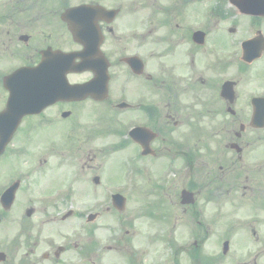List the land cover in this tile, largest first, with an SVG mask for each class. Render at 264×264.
Returning a JSON list of instances; mask_svg holds the SVG:
<instances>
[{
    "label": "flooded vegetation",
    "instance_id": "flooded-vegetation-1",
    "mask_svg": "<svg viewBox=\"0 0 264 264\" xmlns=\"http://www.w3.org/2000/svg\"><path fill=\"white\" fill-rule=\"evenodd\" d=\"M81 5L114 12L111 18L99 14L95 23L101 41L97 58L108 67L109 96L100 102L61 101L42 115L25 116L12 140L0 145V264L90 263L86 244L80 255L71 256L68 244L56 245L47 236L38 235L35 244L26 242L27 228L37 229L33 219L41 213L32 204L41 195L56 203L63 193L61 186L41 190V185L64 167H20L22 155L34 156L40 141L50 158L64 147L56 127L65 120L45 125L58 119L47 115L51 109L71 112L73 106L85 103L120 110L118 124L135 119L149 128V226L164 237V263L181 264L188 246L194 248L198 261L202 248L214 245L213 236H221L222 243L233 235L260 240L264 235V126H260L264 123V0H0V115L8 107L4 76L37 66L58 50H83L61 18ZM70 76H78L72 83L80 84L93 73ZM121 102L129 104L122 109ZM3 120L0 126L6 128ZM96 123L87 116L84 123L66 128L72 138L80 127L87 133V149L80 139L71 142L75 154L82 155L76 158L82 171L73 177L70 167L68 183L82 187L103 175L102 155L95 146L105 138V126ZM41 125L46 132L39 136ZM105 210L111 211V206ZM42 214L47 215V209ZM147 244L144 253L149 252V235ZM102 247L99 264H106L111 252L119 254V264H138L131 245Z\"/></svg>",
    "mask_w": 264,
    "mask_h": 264
},
{
    "label": "rangeland",
    "instance_id": "rangeland-1",
    "mask_svg": "<svg viewBox=\"0 0 264 264\" xmlns=\"http://www.w3.org/2000/svg\"><path fill=\"white\" fill-rule=\"evenodd\" d=\"M72 80L79 79L78 76H72ZM84 107V108H83ZM86 107V108H85ZM93 107L90 104H82V105H75L73 106V110L75 112L74 119L84 123V118L86 119L85 113L89 112V109L92 110V114L97 115V121L102 123L99 112L97 108H89ZM52 113L59 112L58 109H53L50 111ZM85 116V117H84ZM88 117H93L89 115ZM69 127V124L66 122H62L56 130L60 132L58 135L62 136L63 141V134L66 128ZM52 129V128H51ZM55 129H52L54 131ZM46 132V129H39L37 134L42 136ZM77 136L72 138L67 142L66 150L63 151L65 147L61 150L57 151V156L53 159L44 154L43 148L45 146L44 142H41L39 147L34 151L33 157H28V159L21 161L22 167L27 165V167H55L58 164V167H64L63 172H59L56 174L53 180L47 181L46 184L41 185V190L43 189H51L53 187L64 186V184L68 181L69 173L71 169L68 170L70 167L65 166L67 161L73 162L74 166L77 167V156H82L81 154H75V149H73V153H70V144L72 141H76L80 139L83 143V148L87 149L86 145V135L84 129H80L75 133ZM79 140H77V143ZM91 141H88L87 144L90 145ZM114 142H117V136H115L112 132H107L106 137L101 141L98 147V154L102 155L99 158L101 162H103L102 167H105V171L103 172V179L104 180V187H103V195H109L110 188L113 187H127L128 192V203L125 211L123 213H118L114 210L106 212L105 210L100 209V211H104L102 217L100 216L95 222L86 224V218L84 215L86 213L99 211L101 206L100 200H98L99 196H102V186L99 185L95 186L94 184L91 187L81 188V193L76 194L75 201L72 204H59L56 205L57 211H55L52 215L61 217V215L65 212L67 213L70 209H73L75 212L77 211L78 215L75 213L66 220H62L61 218H56L53 222L55 224L45 225L43 228L44 236L50 235L52 239L56 241L58 245L60 244H68L72 247L71 256L72 255H80L81 254V246L88 245L90 246L91 250L90 254L93 255L90 261V264H99L100 259L98 257V249L101 246L105 245H131L129 249L133 251V255L136 253H140L142 258L144 257L143 263L144 264H166L162 261L163 255V237L156 229H150V222H149V209H147L148 204H150L149 200V157L144 158L140 157L136 159V167L134 168L133 173H129V179L126 177L127 170L123 175V171L125 170L124 163L126 167H130L132 165V159L134 158L135 152L137 149H134L133 146H128L125 148H121L118 150L110 149V146H114ZM81 144V143H79ZM72 147L74 145L72 144ZM138 148V147H137ZM83 150V149H82ZM70 153L71 155L67 156L66 154ZM36 155V157H35ZM67 156V157H66ZM61 157L64 158L61 159ZM41 158L42 163L46 158H50L49 162H45L42 165L40 161ZM63 165L60 164V162ZM80 167V165H79ZM141 169V171H140ZM57 170V168H56ZM137 171V172H135ZM123 178L125 181H123ZM88 184V183H87ZM114 184V186H110ZM118 184V185H117ZM75 186V185H74ZM77 187V186H76ZM55 189V188H54ZM79 190V188H78ZM88 191V192H87ZM74 197V198H75ZM35 207H39L43 212V204H34ZM52 208V207H49ZM53 210V209H52ZM61 210L59 213L58 211ZM53 212V211H51ZM40 215V214H38ZM82 215V216H81ZM38 217V216H37ZM131 229V234H126L125 229ZM149 229L151 230L149 232ZM89 236H87V233ZM37 231L34 230L31 232L30 235H27V242L30 241L33 243L36 239ZM71 235L69 240H64V236ZM84 234V236H83ZM149 235V252L144 253L143 251L147 249V237ZM121 238V239H119ZM222 239L221 236H213L212 248H209V253L215 257L218 264H242V263H249L254 264L257 261V264H264V251H258L257 246L254 244V241L248 240L246 236H234L233 241L231 243V248L227 256H223L222 254ZM218 241V247L216 242ZM78 245V247H74ZM45 248V247H44ZM133 248V250H132ZM136 250L137 252H135ZM124 254V253H123ZM111 259H109L106 264H118V260H120V256L117 252L112 253ZM185 257V261L182 257L181 263L182 264H189L188 254L185 253L183 255ZM77 258V257H75ZM114 258H118V260H114ZM94 260V261H92ZM177 264V263H171Z\"/></svg>",
    "mask_w": 264,
    "mask_h": 264
},
{
    "label": "water",
    "instance_id": "water-1",
    "mask_svg": "<svg viewBox=\"0 0 264 264\" xmlns=\"http://www.w3.org/2000/svg\"><path fill=\"white\" fill-rule=\"evenodd\" d=\"M80 28L79 27H77V28H73V30L75 31V33H76V30H79ZM73 88H76V87H73ZM69 90L71 91V88H69ZM72 92V91H71ZM59 98H64V97H61V96H59Z\"/></svg>",
    "mask_w": 264,
    "mask_h": 264
}]
</instances>
